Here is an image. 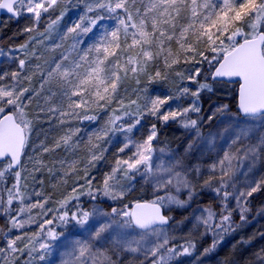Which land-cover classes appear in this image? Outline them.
Instances as JSON below:
<instances>
[{"label": "snow or ice", "instance_id": "1", "mask_svg": "<svg viewBox=\"0 0 264 264\" xmlns=\"http://www.w3.org/2000/svg\"><path fill=\"white\" fill-rule=\"evenodd\" d=\"M70 2L0 0V11L9 19L26 17L31 23L23 31L36 34L18 46L0 48V57L16 64L14 70L0 72V216L6 221L0 226V264H17L25 254L23 264H49L54 254L59 255V264H122L125 254L130 257L127 264H179L181 257L195 252L194 233L177 243L179 238L167 227L171 217L166 211L188 207L197 186L211 189L220 198L219 213L209 206L194 217L193 229L202 227L201 237L212 235L211 245L200 254L207 255L247 222L250 198L264 191V174H254L257 160L264 156V132L256 135L264 129V0H77L84 4L83 14L58 34L59 42L46 48L49 52L63 49L59 57L38 55L30 45H43L51 38ZM56 11L59 15L53 19L50 13ZM46 16V27L39 32ZM105 20L114 24L102 25ZM90 33L91 42L85 44L83 37ZM32 59L42 63L33 66ZM180 64L193 67L178 70ZM204 64L214 81L237 78L239 82L237 110L229 113L222 105L207 117L211 122L220 114L227 120L221 121L226 125L222 130L204 140L211 151L216 150L217 136L224 141L206 175L199 165L190 168L175 154L167 161L155 156L157 151L171 153L167 145L157 148L156 123L142 137L132 135L151 116L161 124L172 121L195 131L185 153L204 139L199 100L204 90L212 91L198 79ZM37 74L39 90L31 86ZM170 74L188 82L178 86L174 95L144 98L143 104L140 95L135 99L120 95L127 80L139 85L141 77L152 83L167 80ZM46 86L50 93L46 103L59 97L47 112L58 113L59 124L70 126L54 147L43 141L33 146L34 153L40 151L28 156L29 168L23 157L37 118L30 107ZM188 96L192 97L188 107L165 110L170 100ZM102 111L108 112L107 120L87 133L86 140L80 136L81 127L71 126L72 121L95 122ZM190 113H196V118ZM118 133L123 142L113 153L111 169L97 180L91 170L106 159V145ZM81 146L85 156L59 162L58 184L67 185V178L75 175L69 191L54 201L52 193L34 187L35 173L47 167L43 154L60 147L75 153ZM48 171L54 173L52 168ZM136 175L153 184V199L125 202L128 182ZM241 175L245 179L238 187ZM82 197L92 202L103 197L113 204L109 210L96 203L85 207ZM230 200L235 207L229 206ZM233 212L239 213L240 224L233 221ZM69 226L79 229V235L70 238ZM243 243H251V238ZM253 255L248 264H264V247Z\"/></svg>", "mask_w": 264, "mask_h": 264}, {"label": "trees", "instance_id": "2", "mask_svg": "<svg viewBox=\"0 0 264 264\" xmlns=\"http://www.w3.org/2000/svg\"><path fill=\"white\" fill-rule=\"evenodd\" d=\"M77 0H71V4L68 5L67 10H74V6H77L76 4ZM78 11L75 12V15L73 18H68L63 20L61 23V29H59L58 33L51 38L49 42H44L43 45H38L33 42V45H30L31 47H35L38 55H43V57L47 58L49 56L59 57L60 53L63 51V49H57L55 52H49L46 51V48L50 45H53L57 42H59V36L58 34H62L66 29L79 19L80 15L84 12V4H80ZM51 17L54 19L57 15H59V11L50 13ZM48 22V17L46 16L44 20L40 23L38 26V31L43 32L44 28L46 27V24ZM104 22H108L105 25L110 26L111 23L114 24V21L111 20H105L102 21L101 24L104 25ZM22 19H9L5 18L2 19L0 24V45L1 47H15L19 44L24 43L30 35H36L35 33H25L23 32L22 27ZM110 24V25H109ZM92 34L90 33L88 36L83 37L85 44L91 42ZM37 39H42L41 37H37ZM71 42L68 41L65 44V47L68 46ZM38 63H42L41 61H38L36 59H32L30 61L31 65H36ZM178 70H185L190 69L193 67V65L189 64H180L176 66ZM199 67V66H198ZM16 68V64L9 63L4 64L0 67V72L3 71H12ZM187 74V73H186ZM210 71L207 64H204L202 66V73L201 76L198 78L201 82L208 83L211 87L217 86L219 88H225V94L218 91L217 89H213L211 92L204 90L201 93L199 105L201 106V113L199 114L203 119H206V124H201V130L206 132L209 128H211L212 124L214 123V120L211 122L207 121V117L212 115V113L222 105H226L229 113L235 112L237 110V102H236V92H237V84H225L221 82H213L210 79ZM176 76L174 74H170L167 80H158L152 83H149L146 79V77H141V82L139 85L136 84L135 80H127L125 81L120 88V95L121 96H127L131 99H134L135 93H140V96L142 99L139 101L141 104H143L144 98L151 99L155 98L157 96L164 97L167 96L166 89L169 87L170 90L175 91L177 90V85L172 84L173 78ZM171 82V83H170ZM27 84V82H25ZM34 89L39 90L40 89V76L37 74L33 77L32 85ZM196 86V85H193ZM56 90V89H54ZM58 91V90H57ZM50 93L48 91L47 86L44 90H41L40 95L35 97L33 100V103L30 107V112L34 117H37L34 124V129L31 136V142L29 147L26 149V155L23 157L24 162L26 165L31 168L32 164L28 160V156H35L39 155V149H36V152H33V146L39 145L41 141L44 142V144L50 148L54 147L56 140L63 135L64 130L69 127L70 125H60L58 121V113L53 116L51 113L47 112V109L52 106H56L59 103V97H53L50 101L47 103L45 102V97L49 96ZM172 95V94H171ZM42 106L45 111L41 112L40 108L38 107ZM172 108V105H165L164 108L167 110L169 107ZM174 109V108H172ZM191 118H196V113H190L189 114ZM108 112L102 111L98 114V119L95 122L90 121H83L82 123L79 121H72L71 126H79L81 127L82 131L80 133V136L84 137V139H87V133L92 132L95 129H98L103 126L104 122L107 120ZM152 123H156L158 125V140L155 142L157 146L159 145L164 146L167 145V147L174 146L178 141L184 140L186 137V134L188 131H191L189 129L183 128L180 124L176 122H168L167 124H161L159 121L155 120L151 116L146 117L142 121V129L143 132H145L142 135H145L147 133L148 128L151 126ZM112 143L110 145H106L108 147V152L106 153V159L103 161H100L97 164V167L95 169L91 170V174L97 177V180L101 179L103 177L104 172L110 171L111 169V162L113 160V153H115L118 149V147L123 142V135L117 134L116 136L111 138ZM169 145V146H168ZM86 155V152L83 150V146H81V149L78 150L75 153H68L65 151L63 147L56 148L54 151H51L49 153H45L42 156V159L44 163L47 165L46 168H44L42 171L36 172V180L37 182L34 184V187L36 189H40L43 187L44 191L47 193L53 194V200H57L61 197L62 194H64L66 191H69L73 185V182L75 181V175L69 176L67 185L58 184V181L60 180V177L62 176V172L60 171L61 160H68L71 161L73 159H79L80 157H83ZM83 162L81 163L80 167H82ZM48 168H52L54 170L53 174H50L48 171ZM204 175H206V172H203ZM192 176H195V172H192ZM79 175H83V172H80ZM44 181L43 185L38 183V181ZM79 183H83V180H80ZM29 184L32 185L33 181L29 180ZM53 185H57V187H53ZM130 185V191L126 197V201H149L153 199V194L148 187L147 183L146 185H142L139 181L133 180L129 182ZM31 190V188H30ZM197 194L192 199L190 205L186 208H173L171 211H166V214L171 217L170 224L167 226L168 228H172L176 225V223H181L185 219L187 220L190 216V213H193L195 210L201 208V207H212L213 210H215L217 213H219L220 210V200L217 197H213L210 190L207 189H200L196 191ZM183 198V195H182ZM33 200H35V197H32ZM82 201H84V206L89 207L88 203H86V199L84 197L81 198ZM100 200V199H99ZM264 201V191L258 192L253 195V197L250 198V211L248 212L247 216V222L243 223L234 233H231L228 237L227 235L224 237L222 242L217 246V250L215 251L218 255L221 251L220 255L229 256V253H239L241 250L244 251V249L247 248L248 243H243L242 235L244 234V231L247 233L251 228L252 225L245 229L248 223L252 222V219L254 218L255 212L257 211L258 207L263 203ZM100 201H97L98 204ZM50 207L54 206V204H50ZM109 205L106 204L105 208H108ZM14 214V213H13ZM233 221L237 224H240L239 220V213H233ZM6 223L5 218L3 216H0V224L4 226ZM179 239L176 241L177 243H182L183 239L186 237H178ZM196 243V249L193 254H195L197 251H199L202 247H209L212 243V235H205L204 237H201L200 239L195 241ZM233 243V247L232 246ZM222 245V246H221ZM222 247V248H220ZM218 252V253H217ZM192 256H185L181 257L179 260V264H183L186 259L191 258ZM223 259V258H222ZM128 261V260H127ZM124 262L123 264H125ZM127 264V263H126Z\"/></svg>", "mask_w": 264, "mask_h": 264}, {"label": "rangeland", "instance_id": "3", "mask_svg": "<svg viewBox=\"0 0 264 264\" xmlns=\"http://www.w3.org/2000/svg\"><path fill=\"white\" fill-rule=\"evenodd\" d=\"M70 4H71V2L68 5H70ZM76 4H77V6H79L81 3L76 2ZM77 6H74L73 11L67 10L64 17H63V20L68 19V18H73L75 15V12H77L79 9V7H77ZM67 9H68V7H67ZM21 19L23 22V24H22L23 29L26 26L30 25L31 22L26 17H21ZM1 21H0V24H1ZM61 23H62V20L60 21L59 25L57 26L56 32H53L51 38H53V36H55L58 33L59 29H61ZM106 23H108V22H104V25ZM111 25H113V23H111ZM51 38H49L48 40H45V42H49L51 40ZM0 48L7 50L9 47H3V46L1 47V45H0ZM9 63H13V62L8 61L6 57H0V67L4 64L8 65ZM187 83H188L187 81H184L183 83H181L179 81L178 77H175L172 80V84H176L177 87L183 86V84H187ZM188 86H190L193 89L196 87L193 85H188ZM170 88L171 87L166 89L167 96H170L171 94L174 95L176 93V90L172 91V90H170ZM211 88H212V90L218 88V91H220L222 93L225 92V88H222V87L219 88L217 86H212ZM134 95H135V97H134V99H135L137 97V95H140V93L138 94V92H137ZM191 102H192V97L188 96V97H181L179 99L170 100L168 104L172 105V108H174V109H176L177 107H180L182 109L184 107H188L191 104ZM226 120H227V117L221 116L220 114H217L211 128H209L206 132L201 130L202 137L204 139L197 141L196 144L194 145L193 149L190 152L185 153V148L193 140V137L195 136L194 130L188 131L184 140L178 141L176 144H174V146L172 145V146L168 147L171 150V153L162 155L159 151H157L155 153V156L162 158L164 161H167L170 158L171 154H175L177 157L183 158L185 161V164L187 166H189L190 168L199 165L201 167V171L207 173V165L209 163H211L212 160L216 159L217 152L219 151V146L221 144H223L224 141L220 137L217 136L216 141H215L216 150L211 151V150H209L208 145L204 142V140L208 138L209 133L215 134V133L219 132L220 130H222L226 125L224 123H221V121H226ZM206 123H207L206 119H203L202 124L205 125ZM141 132H142V134L145 133V132H143V129H142V123H141V125H138L136 129L133 130L132 135L134 138H140L143 136L142 134H139ZM260 132H264V129H259L257 131L256 135L258 136L260 134ZM159 147L160 146L158 145L157 148H159ZM220 154L222 155V152ZM157 162H159V161H157ZM254 174L256 176H259L260 174H264V156H262L259 160H257L255 168H254ZM191 175H193V174H191ZM244 179H245V177L241 175L239 178V183L237 185L238 187H241L243 185ZM133 180L139 181L142 185H146V183H147L148 187L150 188V190L153 194V184L151 182L146 181L141 175H136ZM200 189L201 188L199 186H197L196 191L200 190ZM207 190L208 191L210 190L213 197H217L216 193L213 192L211 189H207ZM159 194L162 195L163 192H161ZM84 198L86 199L85 201H86V203H88L89 207H90L91 203H96L98 206H100L106 210H109V207L105 208L106 204H108V205L113 204L112 201L107 200L106 198H103V197H100L97 200V201H100L99 202L100 204H98L97 201H95V202L89 201L87 197H84ZM217 198L220 200L219 197H217ZM229 206L235 207V201L230 200ZM205 207L206 206L201 207V208L195 210L193 213H190V216L188 217L187 220L185 219L181 223H179V222L176 223V225L172 228H169V230L172 231L177 237H188L189 233L193 232L194 233L193 238L195 239V241L200 239L201 238L200 232L203 231V228L201 227L198 230L193 229V224L195 223L194 217L196 215H199L200 211L203 210ZM173 208H175V207H173ZM249 209H250V203H249ZM261 209H264V201L258 207L257 211L255 212V215H254V218L252 219V222L248 223L247 226L245 227V229H248L252 225V228L247 233L244 231V234L242 235V238L244 241H248L251 238V243H248L247 248L244 249V251L241 250L239 253H236V254H233L235 252H233L231 254L229 253V256L226 257V255H224V256L220 255L221 251L217 255L215 252L217 250V247H216L215 250L208 253L207 255H200L203 252V250L205 248H207V247H202L199 251H197L195 254H193L191 258L186 259L183 264H248L249 260L254 259L253 254L255 252H257L261 247H264V236L261 235V233H264V211H261ZM233 213H238V212H233ZM0 226H2V225L0 224ZM67 234L70 238L76 237L79 235V229L74 228L72 226H69ZM229 235H227V237ZM231 247H233V243H232ZM220 248H222V247H220ZM197 257H199L198 260L196 259ZM129 258H130L129 255L125 254L124 257L122 258V264L124 262L127 263V260ZM26 259H27V256L25 254L24 256L20 257V260L17 261V264H23V261ZM41 264H43V262H41ZM49 264H59V255L54 254V256L50 258Z\"/></svg>", "mask_w": 264, "mask_h": 264}, {"label": "water", "instance_id": "4", "mask_svg": "<svg viewBox=\"0 0 264 264\" xmlns=\"http://www.w3.org/2000/svg\"><path fill=\"white\" fill-rule=\"evenodd\" d=\"M8 17L9 18V14H7L6 12H3V11H0V21H1V18L2 17ZM12 19H16V18H12ZM210 79H211V81H213V82H221V83H225V84H237V92H236V102H237V104H238V90H239V82H238V79L237 78H232L231 80H229L228 78H222V79H218V80H216V81H214L213 79H212V76L210 75ZM169 224H170V222H169ZM169 226V225H168Z\"/></svg>", "mask_w": 264, "mask_h": 264}, {"label": "flooded vegetation", "instance_id": "5", "mask_svg": "<svg viewBox=\"0 0 264 264\" xmlns=\"http://www.w3.org/2000/svg\"><path fill=\"white\" fill-rule=\"evenodd\" d=\"M5 18H7V16H6V17H5V16H4V17H2V18H1V20H2V19H5Z\"/></svg>", "mask_w": 264, "mask_h": 264}]
</instances>
